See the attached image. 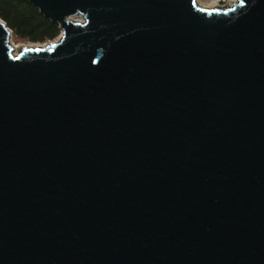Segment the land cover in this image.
Instances as JSON below:
<instances>
[{
  "label": "water",
  "instance_id": "95a60500",
  "mask_svg": "<svg viewBox=\"0 0 264 264\" xmlns=\"http://www.w3.org/2000/svg\"><path fill=\"white\" fill-rule=\"evenodd\" d=\"M28 1L62 34L0 18V264H264V0Z\"/></svg>",
  "mask_w": 264,
  "mask_h": 264
},
{
  "label": "trees",
  "instance_id": "16d2710c",
  "mask_svg": "<svg viewBox=\"0 0 264 264\" xmlns=\"http://www.w3.org/2000/svg\"><path fill=\"white\" fill-rule=\"evenodd\" d=\"M0 17L9 27L33 41L53 38L60 29L28 0H0Z\"/></svg>",
  "mask_w": 264,
  "mask_h": 264
},
{
  "label": "rangeland",
  "instance_id": "374dc122",
  "mask_svg": "<svg viewBox=\"0 0 264 264\" xmlns=\"http://www.w3.org/2000/svg\"><path fill=\"white\" fill-rule=\"evenodd\" d=\"M205 1H211V0H205ZM236 1H234L233 3H230V0H220L218 3V6L216 8H221V7H230L232 6ZM31 3V2H30ZM34 5V4H33ZM35 6V5H34ZM37 7V6H36ZM38 8V7H37ZM39 9V8H38ZM40 11V10H39ZM41 13V12H40ZM1 18V17H0ZM2 19V18H1ZM3 20V19H2ZM54 22V21H53ZM57 23V22H56ZM59 28L60 25L59 23H57ZM8 25V24H7ZM11 28V27H10ZM12 29V28H11ZM13 33L11 36V40L15 45L17 46L15 50V52L20 53L22 52L25 48L27 47H37V46H41V45H48L51 42H55V40H57L59 38V36L62 34V29H59L58 34L53 37V38H49L46 37L44 40H39V41H33L31 40L29 37L26 36H22L20 33H18L17 31H15L14 29H12ZM33 43V44H32Z\"/></svg>",
  "mask_w": 264,
  "mask_h": 264
},
{
  "label": "bare ground",
  "instance_id": "6f19581e",
  "mask_svg": "<svg viewBox=\"0 0 264 264\" xmlns=\"http://www.w3.org/2000/svg\"><path fill=\"white\" fill-rule=\"evenodd\" d=\"M219 1L220 0H211V1L197 0V2L199 3V5H201L202 7L208 8V9H216V7L218 6ZM234 1H236V0H230V3H233ZM75 19H78L80 21H83V17L80 16V15L76 16ZM12 33L10 35V40H11ZM60 37H61V35L59 36V38ZM11 44L14 47V49H16L17 46L15 45V42L13 43L12 40H11ZM14 53L17 54V52H15V50H14Z\"/></svg>",
  "mask_w": 264,
  "mask_h": 264
}]
</instances>
